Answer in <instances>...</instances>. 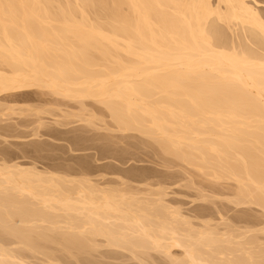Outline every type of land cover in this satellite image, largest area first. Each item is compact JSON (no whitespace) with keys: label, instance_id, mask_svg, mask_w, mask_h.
Instances as JSON below:
<instances>
[{"label":"bare ground","instance_id":"1","mask_svg":"<svg viewBox=\"0 0 264 264\" xmlns=\"http://www.w3.org/2000/svg\"><path fill=\"white\" fill-rule=\"evenodd\" d=\"M27 89L77 102L74 118L89 126L99 118L87 102L98 104L117 131L151 140L160 166L229 186L235 208L264 212V1L0 0V101ZM42 112L0 102V120L32 117L34 132ZM32 146L25 153L41 151ZM81 169L0 149V264H113L96 253L264 264V222L242 215L232 226L219 207L185 214L163 186L173 173L119 170L110 182Z\"/></svg>","mask_w":264,"mask_h":264},{"label":"rangeland","instance_id":"2","mask_svg":"<svg viewBox=\"0 0 264 264\" xmlns=\"http://www.w3.org/2000/svg\"><path fill=\"white\" fill-rule=\"evenodd\" d=\"M0 102L5 107L27 104L43 111L40 114L42 127L35 132L36 125L32 117L15 114L8 116L6 120H0V149L17 156L21 162L35 161L41 169L47 168L62 174L67 172L72 176H82L81 166H85L94 172L93 177L107 174L105 180L110 182L116 181L117 177L113 172L119 170L125 173L141 170L173 173L175 177L166 181L163 186L169 188L167 199L180 206L185 214L191 215V211L202 209L201 207L212 211L219 207L227 212L226 217L230 219L232 226H237L236 220L242 215L264 222V212L256 206L235 208L234 203L229 202L233 198V188L226 185H210L199 176L186 175L181 169L169 170L160 166V158L151 140L136 132L117 131L106 111L96 103L88 101L86 105L87 112L99 118L96 124L89 126L74 118L80 114L77 102L47 92L41 93L36 89H27L18 94L5 93ZM32 145L40 146L41 151L36 154L25 153L26 150H33ZM125 179L135 186H140V183L133 179ZM200 192L209 196L210 201L198 200L197 195ZM213 192L220 194L215 195ZM230 209L232 210L228 212ZM237 209L241 212H236ZM259 237L264 239L263 234ZM95 257V260L113 264L133 263L122 256L117 261L102 259L99 253H96ZM71 262L76 261L71 259Z\"/></svg>","mask_w":264,"mask_h":264}]
</instances>
